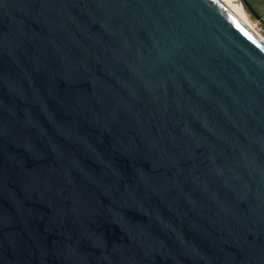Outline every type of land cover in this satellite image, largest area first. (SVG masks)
<instances>
[{
  "label": "water",
  "instance_id": "95a60500",
  "mask_svg": "<svg viewBox=\"0 0 264 264\" xmlns=\"http://www.w3.org/2000/svg\"><path fill=\"white\" fill-rule=\"evenodd\" d=\"M0 264H264V46L220 0H0Z\"/></svg>",
  "mask_w": 264,
  "mask_h": 264
},
{
  "label": "bare ground",
  "instance_id": "6f19581e",
  "mask_svg": "<svg viewBox=\"0 0 264 264\" xmlns=\"http://www.w3.org/2000/svg\"><path fill=\"white\" fill-rule=\"evenodd\" d=\"M229 11L237 18V20L249 31L264 46V37L255 29L254 23L250 20L247 13L244 11L239 0H220Z\"/></svg>",
  "mask_w": 264,
  "mask_h": 264
},
{
  "label": "rangeland",
  "instance_id": "374dc122",
  "mask_svg": "<svg viewBox=\"0 0 264 264\" xmlns=\"http://www.w3.org/2000/svg\"><path fill=\"white\" fill-rule=\"evenodd\" d=\"M239 2L241 3L244 11L247 13L252 23H254L255 29H257L258 33L264 37V25L249 13L242 1ZM254 9V11L264 20V6L255 3Z\"/></svg>",
  "mask_w": 264,
  "mask_h": 264
},
{
  "label": "trees",
  "instance_id": "16d2710c",
  "mask_svg": "<svg viewBox=\"0 0 264 264\" xmlns=\"http://www.w3.org/2000/svg\"><path fill=\"white\" fill-rule=\"evenodd\" d=\"M251 7L254 9L255 3L264 6V0H247ZM255 10V9H254Z\"/></svg>",
  "mask_w": 264,
  "mask_h": 264
}]
</instances>
